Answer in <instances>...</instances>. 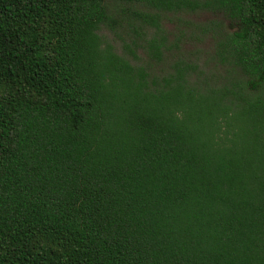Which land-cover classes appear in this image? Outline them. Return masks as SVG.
<instances>
[{"label": "trees", "instance_id": "obj_1", "mask_svg": "<svg viewBox=\"0 0 264 264\" xmlns=\"http://www.w3.org/2000/svg\"><path fill=\"white\" fill-rule=\"evenodd\" d=\"M0 264H264V0H0Z\"/></svg>", "mask_w": 264, "mask_h": 264}, {"label": "rangeland", "instance_id": "obj_2", "mask_svg": "<svg viewBox=\"0 0 264 264\" xmlns=\"http://www.w3.org/2000/svg\"><path fill=\"white\" fill-rule=\"evenodd\" d=\"M170 19L165 20L163 22V27L168 34V38L173 40L175 36L179 35L181 40L179 41V50L175 48L172 49L173 52L171 55L167 56V60L164 61V64L161 65L164 67L167 65L175 56L178 54L184 59L194 61L195 54L197 50H200V54L198 56V62L202 63L204 60H208L209 52H207L210 42L207 38H203V35L200 34V31L195 28L196 23H203L207 21L209 18H214L211 14L206 13H191V14H181V18L177 19L176 16H169ZM103 38L108 40L112 44H114V48L118 53L125 55L132 62L136 63H144L147 61V57L142 49H137L139 59L132 58L126 49L123 46V41L119 35L111 32L108 29L101 30ZM124 37V36H123Z\"/></svg>", "mask_w": 264, "mask_h": 264}]
</instances>
